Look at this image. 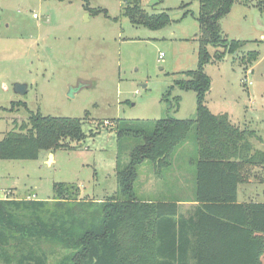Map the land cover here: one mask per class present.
Instances as JSON below:
<instances>
[{"label":"rangeland","instance_id":"374dc122","mask_svg":"<svg viewBox=\"0 0 264 264\" xmlns=\"http://www.w3.org/2000/svg\"><path fill=\"white\" fill-rule=\"evenodd\" d=\"M126 2L0 0V139L36 112L81 118L85 133L81 142L67 140L70 147L42 151L37 159H0V192L12 188L16 197L51 200L53 184L64 182L77 185L83 199L110 197L118 190L117 164L128 161L135 144L119 143L118 119L195 116V91L175 81L197 67L198 0H140L149 13L169 14L170 23L159 29L132 24ZM220 23L225 37L243 45L205 65L211 80L206 105L250 131L253 152L264 151V7L234 3ZM254 50L257 58L249 62ZM16 82L27 84L26 93L13 91ZM181 151L179 157L197 158L193 133ZM168 169L156 174L150 162L139 168L141 199L155 179H169ZM258 173L264 176V168ZM45 248L62 253L53 243Z\"/></svg>","mask_w":264,"mask_h":264},{"label":"trees","instance_id":"16d2710c","mask_svg":"<svg viewBox=\"0 0 264 264\" xmlns=\"http://www.w3.org/2000/svg\"><path fill=\"white\" fill-rule=\"evenodd\" d=\"M252 1L264 7L258 0H198L197 67L175 81L179 88L195 91V116L151 123L118 119L119 143L129 139L135 144L128 161L117 164L114 195L83 199L77 185L55 182L51 200H0V264H263L264 203L236 201L238 185L245 180L243 168H264V151L253 152L246 136L250 131L240 129L227 113H212L205 99L211 85L205 65L243 45L223 35L220 21L234 3L246 6ZM126 3L124 15L132 24L159 29L171 21L166 11H145L140 0ZM208 46L214 47L213 54ZM248 55L252 62L258 52ZM192 133L197 147L195 200L201 205L185 218L175 202L139 198L135 185L139 168L147 162L161 175ZM84 137L81 118L31 113L27 122L0 139V159H37L42 151L70 147L67 140L81 142ZM226 227L236 235L232 250L225 242L215 244L217 233ZM46 243L62 253L51 255ZM189 248L192 262L187 260Z\"/></svg>","mask_w":264,"mask_h":264},{"label":"crops","instance_id":"0c3cea01","mask_svg":"<svg viewBox=\"0 0 264 264\" xmlns=\"http://www.w3.org/2000/svg\"><path fill=\"white\" fill-rule=\"evenodd\" d=\"M233 7V6H232ZM147 11V10H145ZM149 13V12H148ZM153 13V12H151ZM226 113V112H220ZM219 114V113H215ZM231 119V118H230ZM180 147L174 154L169 169L164 172V175H168L169 179L162 178V180H154L156 183L153 189L147 188L146 201H172L178 204L180 214L185 218H190L194 215L197 208L201 205L200 202L195 200L196 195V159L189 157H179L184 151H181ZM260 165H247L243 168V175L245 176L244 182L238 185L237 191V203H249V202H262L264 203V183L263 187H260L258 182L264 181V176H259ZM158 177V176H157ZM161 179V176H159ZM158 185H160L158 187ZM12 190V188H9ZM139 195V194H137ZM142 195L138 197L141 198ZM15 197V198H27ZM30 199H35L33 196ZM188 226V238L193 241V229ZM230 231V232H229ZM235 232L232 227H226L222 233H217L215 238V244L222 245V243L230 246V250L235 245ZM192 242L190 245L193 246ZM189 248L188 258L190 262L193 261L192 252ZM228 253V252H227ZM261 261L264 264V248L261 255Z\"/></svg>","mask_w":264,"mask_h":264},{"label":"built area","instance_id":"2783aa9c","mask_svg":"<svg viewBox=\"0 0 264 264\" xmlns=\"http://www.w3.org/2000/svg\"><path fill=\"white\" fill-rule=\"evenodd\" d=\"M163 56V53H161L159 55V58H161ZM105 124H109L108 120L104 121ZM16 196L13 194L11 189H6L3 192H0V200H8V199H12L15 198ZM34 197V196H33ZM31 197H27L26 199H30Z\"/></svg>","mask_w":264,"mask_h":264},{"label":"water","instance_id":"95a60500","mask_svg":"<svg viewBox=\"0 0 264 264\" xmlns=\"http://www.w3.org/2000/svg\"><path fill=\"white\" fill-rule=\"evenodd\" d=\"M13 91L15 93L24 94L27 91V84L16 82L13 84Z\"/></svg>","mask_w":264,"mask_h":264}]
</instances>
